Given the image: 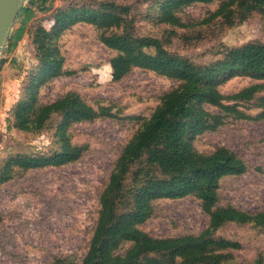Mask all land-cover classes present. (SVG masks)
Instances as JSON below:
<instances>
[{"label":"trees","instance_id":"1","mask_svg":"<svg viewBox=\"0 0 264 264\" xmlns=\"http://www.w3.org/2000/svg\"><path fill=\"white\" fill-rule=\"evenodd\" d=\"M219 4L203 23L219 20L236 26L258 14L264 18V0H137L138 5L114 0L69 2L27 0L18 12L5 52L22 39L36 12L52 10V25L41 22L27 29L34 45L36 65L24 78L18 99L9 109L8 128L37 135L53 129L45 152L12 151L1 160L0 186L18 173L73 163L88 149L74 144L70 127L79 122L112 116L111 107L87 103L76 91H67L43 102L40 90L51 80L73 73L64 67L58 46L61 33L86 23L98 31L99 41L115 52L109 60L111 78L121 80L134 68L152 70L178 81L165 92L149 117L123 146L99 193L98 217L87 250L79 260L55 257L48 264H234L238 240L218 234L229 223L264 230V209L246 211L221 205L220 181L247 171L245 161L232 149L217 146L211 152L195 147L197 136L215 131L227 119L264 121V40L220 46L205 62L170 51L159 37L136 32V20L144 15L156 25L183 27L181 13L193 4ZM3 61V60H2ZM237 76L254 83L230 94L220 86ZM212 106L218 111H211ZM255 108L256 113L249 110ZM192 196L208 216V224L196 234L156 237L140 228L154 215L155 202ZM251 264H264L259 254Z\"/></svg>","mask_w":264,"mask_h":264},{"label":"rangeland","instance_id":"2","mask_svg":"<svg viewBox=\"0 0 264 264\" xmlns=\"http://www.w3.org/2000/svg\"><path fill=\"white\" fill-rule=\"evenodd\" d=\"M83 1L90 0H54V6ZM114 1L138 5L143 14L148 6L137 0ZM218 4L188 6L181 13L185 26L178 28L153 24L141 15L136 20V32L159 37L170 51L198 62L210 60L220 46L264 40V18L258 14L233 27H225L219 20L203 23ZM51 12H36L27 29L38 22L50 28ZM27 29L12 51L0 55V164L12 151L45 152L52 139L50 128L37 135L8 128L9 109L18 99L24 78L36 65ZM57 42L65 56L64 67L74 72L43 86L41 101L76 91L95 107H111L113 115L70 127L72 143L88 147L77 161L18 173L0 186V264H48L55 257L79 260L85 254L98 217L99 193L123 146L150 116L160 97L178 85L175 79L142 68L113 81L109 60L115 52L99 41L98 31L90 24L77 23L65 29ZM252 83L249 77L237 76L219 89L230 94ZM194 144L201 152L226 146L247 164L244 174L220 181L221 205L246 211L264 209L263 120L227 119L217 130L197 136ZM154 206V215L140 225L153 236L196 234L208 224V216L192 196L160 199ZM218 234L241 243V248L233 251L234 264H251L259 254L264 258V230L229 223Z\"/></svg>","mask_w":264,"mask_h":264},{"label":"water","instance_id":"3","mask_svg":"<svg viewBox=\"0 0 264 264\" xmlns=\"http://www.w3.org/2000/svg\"><path fill=\"white\" fill-rule=\"evenodd\" d=\"M26 1L0 0V55L5 50L16 16Z\"/></svg>","mask_w":264,"mask_h":264}]
</instances>
